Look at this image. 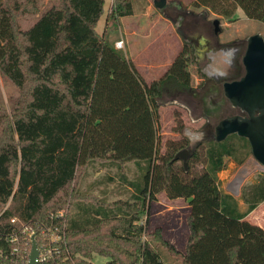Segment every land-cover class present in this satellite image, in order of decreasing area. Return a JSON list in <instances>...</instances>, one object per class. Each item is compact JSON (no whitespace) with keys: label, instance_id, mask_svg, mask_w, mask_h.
I'll use <instances>...</instances> for the list:
<instances>
[{"label":"trees","instance_id":"1","mask_svg":"<svg viewBox=\"0 0 264 264\" xmlns=\"http://www.w3.org/2000/svg\"><path fill=\"white\" fill-rule=\"evenodd\" d=\"M38 2L0 0V74L16 89L9 106L0 104V212L12 198L4 217L44 220L75 198L84 201L78 221L69 214L67 229L71 250L83 256L80 264H89L95 253L108 257V264H165L160 244L183 264H264V228L246 218L264 201V174L243 188L245 210L220 188L218 176L227 158L238 163L247 159L249 139L234 132L223 140L204 138L193 144L184 135L168 140L161 151L158 123L164 91L192 89L195 73L201 77L197 87L207 79L195 45L184 39L165 74L148 82L110 45L121 17L134 12L131 0H114L103 34L97 26L106 0H50L37 20L22 28L19 17L38 13ZM194 5L228 18L241 7L248 17L264 21V0H195ZM99 106L118 116L126 112V117H117L103 134L89 132ZM125 106L130 109L124 112ZM183 127L179 121L177 129ZM101 141L106 142L102 154L96 153ZM185 148L190 149L187 166L175 158ZM95 160L122 172L134 162L142 171L130 182L134 201L113 203L121 215H111L109 207L98 211L85 205L101 201L79 188L86 166ZM161 192L184 198L191 207L185 252L165 239L161 228L143 240L147 229L141 217ZM103 225L109 230L103 232Z\"/></svg>","mask_w":264,"mask_h":264},{"label":"rangeland","instance_id":"2","mask_svg":"<svg viewBox=\"0 0 264 264\" xmlns=\"http://www.w3.org/2000/svg\"><path fill=\"white\" fill-rule=\"evenodd\" d=\"M131 1L134 13L121 18L120 26L110 35V45L113 48L131 60L145 78L148 76L147 79H151L164 73L171 60L181 50L184 39H187L195 45L200 66L209 76L203 87H197L201 77L195 73L192 89L164 91L160 107L161 118L158 123L161 151H166L168 140H181L184 135L189 136L193 144L204 138H216V128L220 121L238 112L231 101L220 94L222 82L227 79L226 77L219 79L218 75L222 72L234 76L233 74L240 72L249 38L256 33L264 37V21L248 17L241 7L228 18L204 6L194 5L195 0H167L163 8L156 7L154 0ZM113 2L114 0H106L105 12L97 26L100 34L105 32L108 11ZM38 4L40 7L38 13H25L19 17L22 28H29L40 13L50 6V0H39ZM215 19H219L218 32H215L216 26L213 22ZM121 39L124 40V47L118 48L116 42ZM234 49L238 50L234 53ZM15 92L14 85L0 74V104L9 106L10 96ZM128 109L130 106L122 108L124 112ZM115 112L105 106L96 107L90 121L89 132L98 129L100 134H103L108 127L116 124L117 117L122 119L126 117V112L119 116ZM179 121L184 123L181 131L177 129ZM105 145L106 142L101 141L96 153L102 154ZM121 172L120 168L105 161L95 160L89 163L79 188L82 193H91L101 201H89L85 202V205L99 211L106 207V202L113 203L116 199L118 204L121 201H134L126 180H135L142 171H139L134 162H129ZM260 174H264V164L252 153L243 163L227 158V167L218 173L220 188L224 192L232 193L238 199L240 208L245 210L247 205L241 199L242 190L256 182ZM238 177H242L243 180L240 187L235 188L233 183ZM159 194L161 196L157 200L148 202L147 213L141 217L140 222L144 223L147 229L143 240L149 239V234L156 228H161L163 237L177 249L179 245H183L187 237L188 211L185 205L187 200L169 198L165 192ZM82 202L84 201L77 198L73 200L69 209L71 221L80 219L79 205ZM94 224L95 222L90 223L89 227H93ZM108 225L111 227L114 224L110 222ZM109 227L103 225L101 230L106 232ZM158 248L165 264H183L170 248L163 244ZM74 254L78 261L83 258L80 253ZM88 261L92 264H108L109 258L95 253L94 258Z\"/></svg>","mask_w":264,"mask_h":264},{"label":"water","instance_id":"3","mask_svg":"<svg viewBox=\"0 0 264 264\" xmlns=\"http://www.w3.org/2000/svg\"><path fill=\"white\" fill-rule=\"evenodd\" d=\"M167 0H154V5L163 8ZM215 32L219 30V19H215ZM246 75L241 80L227 81L225 89L228 98L249 112V116L233 115L220 121L216 128V139L223 140L231 133H238L249 139L252 154L264 164V37L253 34L248 41L243 57ZM259 111V113H256ZM190 156L188 148L179 151L175 158L187 160ZM235 193V192H234ZM38 250L34 243L30 264H36ZM92 264V263H89Z\"/></svg>","mask_w":264,"mask_h":264},{"label":"built area","instance_id":"4","mask_svg":"<svg viewBox=\"0 0 264 264\" xmlns=\"http://www.w3.org/2000/svg\"><path fill=\"white\" fill-rule=\"evenodd\" d=\"M116 46L124 47V41ZM11 199L0 212V264H30L34 243L36 264H80L67 237L69 205L44 220L24 221L18 215L4 217Z\"/></svg>","mask_w":264,"mask_h":264},{"label":"crops","instance_id":"5","mask_svg":"<svg viewBox=\"0 0 264 264\" xmlns=\"http://www.w3.org/2000/svg\"><path fill=\"white\" fill-rule=\"evenodd\" d=\"M112 7V6H111ZM110 7V8H111ZM108 13H109V11H108ZM134 13V12H133ZM132 15V14H131ZM128 16H130V15H128ZM123 17H125V16H123ZM123 17H121V18H123ZM120 22H121V19L119 20V26H120ZM121 40H123V39H121ZM124 41V40H123ZM180 51V50H179ZM179 51H178V53H179ZM177 53V54H178ZM176 54V55H177ZM176 57V56H175ZM174 57V58H175ZM173 60L174 59H172L171 60V62H170V64L167 66V68L163 71L164 73L163 74H160V76H158V77H156V78H151V79H147L148 78V76H146V80L148 81V82H150V81H152V80H154V79H157V78H159V77H161L162 75H164L165 74V72L168 70V68H169V66L172 64V62H173ZM110 178V177H109ZM108 178V179H109ZM111 181H114V179H111ZM126 182H128L129 183V189H131V192L133 191V188H132V186H131V184H130V182H131V180H129L128 181V179L126 180ZM110 195H112V194H110ZM161 196V194H159V195H157V198L155 199V200H157L159 197ZM181 198V197H180ZM180 198H174V199H176V200H180ZM183 199V198H182ZM181 199V200H182ZM118 199H116L113 203H115L116 201H117ZM112 202H110V203H108V202H106L105 204V206L106 207H109V208H111V209H113L114 211H113V215L115 214V213H118V211H117V206H114V205H116V204H113ZM186 205V208H187V211H188V215L190 214V210H191V207H190V205H189V203H188V201H187V203L185 204ZM241 209V208H240ZM242 210V209H241ZM110 214H112V213H110ZM119 214V213H118ZM248 220H250L251 222H253V223H255V224H258V225H260L261 227H263L264 228V201H262V202H260L250 213H249V215L246 217ZM186 240H185V242L183 243V245L181 246V245H179L178 247H177V249L179 250V251H181V252H185V250H186V246H187V241H188V239H189V228L187 229V234H186ZM176 243V242H175Z\"/></svg>","mask_w":264,"mask_h":264},{"label":"flooded vegetation","instance_id":"6","mask_svg":"<svg viewBox=\"0 0 264 264\" xmlns=\"http://www.w3.org/2000/svg\"><path fill=\"white\" fill-rule=\"evenodd\" d=\"M248 46V45H247ZM247 49V48H246ZM238 50V49H237ZM230 51V50H229ZM245 53H246V50H245ZM246 72H247V70H246V66H245V64H244V62H243V65H242V68L240 69V72L239 73H237V74H233L234 76H230V75H228V74H224V73H220V75H218V78L219 79H222V78H224V77H226V79L227 80H224L223 82H222V90H221V92H220V94H222L223 95V97H226L227 99H229L228 98V96H227V93H226V89H225V83L227 82V81H233V80H241L245 75H246ZM208 74H207V79H208ZM206 79V80H207ZM206 82V81H205ZM230 100V99H229ZM231 101V100H230ZM231 103L233 104V106H234V108L235 109H237L238 110V112L237 113H235V114H233V115H243V116H249V112L246 110V109H244L242 106H240V105H235L232 101H231ZM256 113H259V111H256Z\"/></svg>","mask_w":264,"mask_h":264},{"label":"bare ground","instance_id":"7","mask_svg":"<svg viewBox=\"0 0 264 264\" xmlns=\"http://www.w3.org/2000/svg\"><path fill=\"white\" fill-rule=\"evenodd\" d=\"M237 49H234V53H235V51H236ZM232 50H230V52H231ZM242 177H238L236 180H235V182L233 183V185H234V187L235 188H239L240 187V185H241V183H242Z\"/></svg>","mask_w":264,"mask_h":264}]
</instances>
